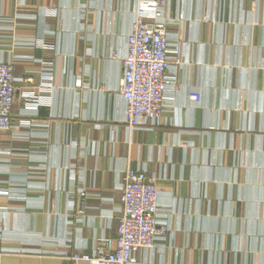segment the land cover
Segmentation results:
<instances>
[{
	"label": "crops",
	"instance_id": "obj_1",
	"mask_svg": "<svg viewBox=\"0 0 264 264\" xmlns=\"http://www.w3.org/2000/svg\"><path fill=\"white\" fill-rule=\"evenodd\" d=\"M152 1L181 50L158 124L128 130L121 58ZM1 60L0 264H72L114 238L127 168L153 176L173 231L133 264H264V0H0Z\"/></svg>",
	"mask_w": 264,
	"mask_h": 264
},
{
	"label": "built area",
	"instance_id": "obj_2",
	"mask_svg": "<svg viewBox=\"0 0 264 264\" xmlns=\"http://www.w3.org/2000/svg\"><path fill=\"white\" fill-rule=\"evenodd\" d=\"M159 2L149 7L140 5L125 37L121 58L122 76L119 95L125 103L124 122L128 130L158 124L163 112L165 90L172 85L168 75L170 59L178 60L181 41L172 39L170 29L157 20ZM16 78L13 66L0 61V132L12 128L11 111L15 103ZM198 100L199 96H191ZM120 209L116 236L99 238L89 252H73L72 264H133L138 250L166 247L173 236L158 206V190L153 176L145 170L127 168L119 184ZM87 193L80 190L76 212L81 214Z\"/></svg>",
	"mask_w": 264,
	"mask_h": 264
}]
</instances>
